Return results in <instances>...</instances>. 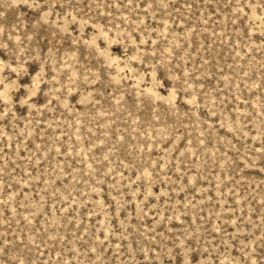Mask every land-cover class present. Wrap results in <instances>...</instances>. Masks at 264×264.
<instances>
[{"label": "rangeland", "instance_id": "374dc122", "mask_svg": "<svg viewBox=\"0 0 264 264\" xmlns=\"http://www.w3.org/2000/svg\"><path fill=\"white\" fill-rule=\"evenodd\" d=\"M0 264H264V0H0Z\"/></svg>", "mask_w": 264, "mask_h": 264}]
</instances>
